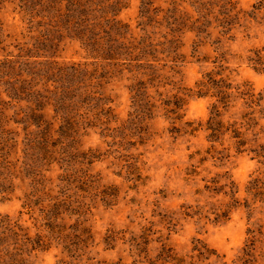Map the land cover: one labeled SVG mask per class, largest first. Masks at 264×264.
Listing matches in <instances>:
<instances>
[{
    "label": "rangeland",
    "instance_id": "obj_1",
    "mask_svg": "<svg viewBox=\"0 0 264 264\" xmlns=\"http://www.w3.org/2000/svg\"><path fill=\"white\" fill-rule=\"evenodd\" d=\"M0 264H264V0H0Z\"/></svg>",
    "mask_w": 264,
    "mask_h": 264
},
{
    "label": "trees",
    "instance_id": "obj_2",
    "mask_svg": "<svg viewBox=\"0 0 264 264\" xmlns=\"http://www.w3.org/2000/svg\"><path fill=\"white\" fill-rule=\"evenodd\" d=\"M79 1V0H78Z\"/></svg>",
    "mask_w": 264,
    "mask_h": 264
}]
</instances>
